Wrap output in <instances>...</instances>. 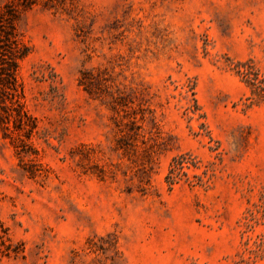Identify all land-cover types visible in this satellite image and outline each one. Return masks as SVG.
Returning a JSON list of instances; mask_svg holds the SVG:
<instances>
[{"label": "rangeland", "instance_id": "rangeland-1", "mask_svg": "<svg viewBox=\"0 0 264 264\" xmlns=\"http://www.w3.org/2000/svg\"><path fill=\"white\" fill-rule=\"evenodd\" d=\"M7 4L0 264H264V0Z\"/></svg>", "mask_w": 264, "mask_h": 264}, {"label": "trees", "instance_id": "trees-1", "mask_svg": "<svg viewBox=\"0 0 264 264\" xmlns=\"http://www.w3.org/2000/svg\"><path fill=\"white\" fill-rule=\"evenodd\" d=\"M15 7L5 5L0 11V131L4 136L16 132L31 136L36 127L35 120L24 109L21 102V89L16 72L18 60L24 56L16 39L14 20ZM12 123V129L10 127ZM176 176L170 172L167 182L172 185Z\"/></svg>", "mask_w": 264, "mask_h": 264}]
</instances>
